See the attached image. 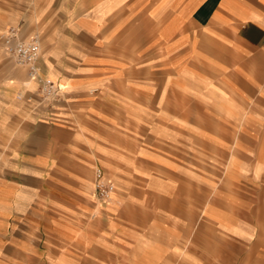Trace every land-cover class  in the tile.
I'll list each match as a JSON object with an SVG mask.
<instances>
[{
  "label": "crops",
  "instance_id": "crops-1",
  "mask_svg": "<svg viewBox=\"0 0 264 264\" xmlns=\"http://www.w3.org/2000/svg\"><path fill=\"white\" fill-rule=\"evenodd\" d=\"M9 28L59 93L0 88V264H264V0H0Z\"/></svg>",
  "mask_w": 264,
  "mask_h": 264
},
{
  "label": "built area",
  "instance_id": "built-area-1",
  "mask_svg": "<svg viewBox=\"0 0 264 264\" xmlns=\"http://www.w3.org/2000/svg\"><path fill=\"white\" fill-rule=\"evenodd\" d=\"M3 47L7 55L19 66L25 69L28 79L39 80L40 68V44L37 37L28 41L18 38L16 29L9 28L0 35ZM40 91L45 99H54L58 93V86L50 79L40 80ZM115 187L104 179L101 169L95 170L94 192L99 201H107L111 198Z\"/></svg>",
  "mask_w": 264,
  "mask_h": 264
},
{
  "label": "rangeland",
  "instance_id": "rangeland-1",
  "mask_svg": "<svg viewBox=\"0 0 264 264\" xmlns=\"http://www.w3.org/2000/svg\"><path fill=\"white\" fill-rule=\"evenodd\" d=\"M27 77L21 67H19L13 59H11L7 53L3 51L0 46V88L6 87L7 91H12L14 88L13 85L8 84V81H13L14 84H17L16 100L20 103L21 107H25V103H38L40 101L53 103L54 99H45L41 94V89L39 93L37 92V85L33 91L27 90L26 81ZM2 89H0V117L3 115V111L6 107V104H9L11 100L4 98L2 96ZM10 117L6 118V124L9 127L12 125Z\"/></svg>",
  "mask_w": 264,
  "mask_h": 264
}]
</instances>
